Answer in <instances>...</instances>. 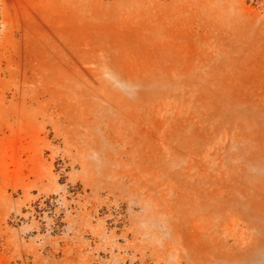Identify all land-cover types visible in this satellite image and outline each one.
Instances as JSON below:
<instances>
[{
	"label": "rangeland",
	"instance_id": "obj_1",
	"mask_svg": "<svg viewBox=\"0 0 264 264\" xmlns=\"http://www.w3.org/2000/svg\"><path fill=\"white\" fill-rule=\"evenodd\" d=\"M0 264H264V0H0Z\"/></svg>",
	"mask_w": 264,
	"mask_h": 264
}]
</instances>
